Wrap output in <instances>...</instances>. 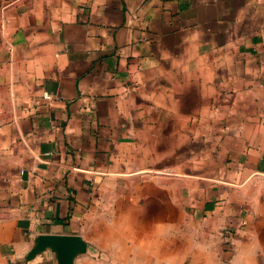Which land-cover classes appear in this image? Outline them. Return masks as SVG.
<instances>
[{
    "label": "crops",
    "instance_id": "crops-1",
    "mask_svg": "<svg viewBox=\"0 0 264 264\" xmlns=\"http://www.w3.org/2000/svg\"><path fill=\"white\" fill-rule=\"evenodd\" d=\"M153 210L264 264V0H0V264Z\"/></svg>",
    "mask_w": 264,
    "mask_h": 264
},
{
    "label": "rangeland",
    "instance_id": "rangeland-1",
    "mask_svg": "<svg viewBox=\"0 0 264 264\" xmlns=\"http://www.w3.org/2000/svg\"><path fill=\"white\" fill-rule=\"evenodd\" d=\"M152 215L154 218L151 247L144 241L148 233H144L138 223L129 235L122 228L117 227L111 229L112 236L105 235L107 234L105 228H100L99 232L91 230L87 239L82 237L87 244V251L78 254L76 259L91 252L99 264H125L124 258L130 250L140 258L136 257V264H193L195 253L203 258L207 252L214 249L229 253L226 259L225 257L219 258L221 264L231 261V254L234 252L232 241L235 229L229 227L222 229L221 236L218 234L217 239L213 241V235L207 233L204 227L197 226L198 223L188 217L186 212L176 213V218L173 220L159 216L154 210ZM242 224L246 222L242 221ZM203 253H205L204 256H202ZM118 257L123 260H119Z\"/></svg>",
    "mask_w": 264,
    "mask_h": 264
},
{
    "label": "water",
    "instance_id": "water-1",
    "mask_svg": "<svg viewBox=\"0 0 264 264\" xmlns=\"http://www.w3.org/2000/svg\"><path fill=\"white\" fill-rule=\"evenodd\" d=\"M52 248L57 253L58 264H74L78 254L87 251V244L77 235H42L38 238L29 258Z\"/></svg>",
    "mask_w": 264,
    "mask_h": 264
}]
</instances>
